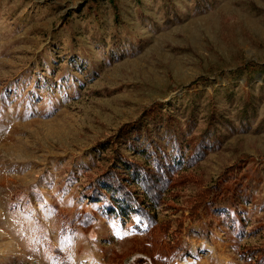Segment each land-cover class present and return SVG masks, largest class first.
I'll return each mask as SVG.
<instances>
[{"label":"rangeland","instance_id":"1","mask_svg":"<svg viewBox=\"0 0 264 264\" xmlns=\"http://www.w3.org/2000/svg\"><path fill=\"white\" fill-rule=\"evenodd\" d=\"M119 2L125 24L111 35L118 38L95 50L90 42L69 47L59 29L61 15L84 0H0V264H161L183 242L190 254L168 264H264V189L247 195L243 233L205 207L231 169L259 170L264 181L262 74L247 81L237 70L243 62L264 66V0ZM57 39L72 50L64 61L74 55L83 67L63 62L52 78L65 79L49 94L52 80L36 76L49 75L52 58L38 65ZM225 87L242 102L250 92L262 96L255 118L221 131L170 174L150 231L93 208L83 188L105 170L94 153L100 144L157 103L167 113Z\"/></svg>","mask_w":264,"mask_h":264},{"label":"trees","instance_id":"2","mask_svg":"<svg viewBox=\"0 0 264 264\" xmlns=\"http://www.w3.org/2000/svg\"><path fill=\"white\" fill-rule=\"evenodd\" d=\"M122 8L124 6L119 0H84L80 10L61 15L59 29H67L66 38L71 48L75 49L78 43L89 45L87 42H90L95 50L104 49L106 40L114 39L116 35L111 36L112 33L118 26L125 24ZM106 13L111 14V26L115 28L111 34H107L105 30ZM51 43L48 51L41 55L44 61L38 65L40 69H44L52 58L51 71L49 75L37 73L36 76L37 79L52 80L51 84H47L49 94L53 86L58 88L65 79V76L52 78L61 69L63 62L68 68L77 64L83 67V62L77 63L74 55L64 61V55L69 56L72 51L65 50L64 41L57 39ZM241 69L247 81L252 73L258 72L262 74L261 82L264 83V66L260 68L254 63L243 62L237 68ZM238 94L236 89L220 88L213 96L199 94L201 99L186 100L180 106L172 107L167 113L158 110L162 105L157 103L143 112L137 121L122 126L114 138L100 144L94 151L98 160L105 165V170L99 175L100 178L88 181L83 188V193L91 199L93 208L111 220H125L130 223L129 226L134 223L137 230L150 231L156 220L159 201L169 190L172 180L170 174L195 162L204 153L202 147L209 146L211 140L215 144L221 131L225 133L233 127H243L245 121L255 118L257 101L262 96L255 99L250 92L242 102L244 99L240 100ZM28 97V100H32L34 96ZM201 101L205 102L200 108ZM174 109L176 111L170 113ZM230 109L235 111L234 115H231ZM149 120L152 124H149ZM231 171L232 169L221 177L214 190V197L206 200L205 207L214 217L221 216L224 225L237 233H243L247 231L248 223L245 227L246 208L242 206L247 202V195L251 196L255 191L264 189V181L260 184L259 176L262 172L259 170L248 168L245 174ZM228 176H235L234 181L225 183ZM234 182H239L241 186L251 185V192L247 194L246 188L232 186ZM175 248L170 254L162 255L166 262L161 264L178 262L190 254L184 242L177 243ZM255 261L258 260L254 259Z\"/></svg>","mask_w":264,"mask_h":264}]
</instances>
